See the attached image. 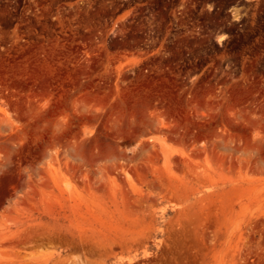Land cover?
<instances>
[{"label":"rangeland","instance_id":"1","mask_svg":"<svg viewBox=\"0 0 264 264\" xmlns=\"http://www.w3.org/2000/svg\"><path fill=\"white\" fill-rule=\"evenodd\" d=\"M0 264H264V0H0Z\"/></svg>","mask_w":264,"mask_h":264},{"label":"bare ground","instance_id":"2","mask_svg":"<svg viewBox=\"0 0 264 264\" xmlns=\"http://www.w3.org/2000/svg\"><path fill=\"white\" fill-rule=\"evenodd\" d=\"M218 40L221 42V41H224L225 40V37L222 35V36H219Z\"/></svg>","mask_w":264,"mask_h":264}]
</instances>
